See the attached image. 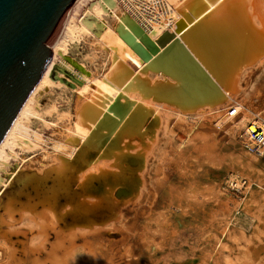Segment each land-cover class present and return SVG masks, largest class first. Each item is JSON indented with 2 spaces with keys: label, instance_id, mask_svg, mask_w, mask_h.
I'll return each mask as SVG.
<instances>
[{
  "label": "rangeland",
  "instance_id": "374dc122",
  "mask_svg": "<svg viewBox=\"0 0 264 264\" xmlns=\"http://www.w3.org/2000/svg\"><path fill=\"white\" fill-rule=\"evenodd\" d=\"M185 1L169 0L176 7ZM259 3L264 12V0ZM218 12L212 21L225 24L229 11ZM103 18L110 32L103 38L83 31L65 38L60 30L54 44L64 41L61 59L73 70L66 68L55 83L33 95V113L23 118L32 147L14 146L1 166L0 264H33L35 259L37 264H264V200L259 197L264 194V159L257 158L252 168L240 161L246 152L241 142L246 126L256 119L264 122V66L255 64L264 56L252 59L233 100L218 112L203 111L211 98L202 90L198 96L205 97L204 103L199 99L196 104L202 113L192 118L145 106L133 92L123 94L128 114L122 122L141 104L142 137H123L115 149L119 152L110 154L107 136L82 139L75 130L83 100L103 103L93 93L99 92V81L110 68L107 42L115 28L111 16ZM173 51L167 64L152 69L168 77L153 81L144 72L142 80L156 87L165 83L162 87L171 90L186 87L179 96L190 99L192 86L201 84L191 82L185 66L174 68L185 55ZM130 65L143 75L136 63ZM72 82L89 87L85 92ZM154 93L158 101L169 98L168 93ZM237 104L241 114L221 127L222 115ZM89 139L97 144L90 149L93 171L80 160L87 159ZM71 145L81 154L75 160L69 156ZM253 196L258 202L250 204ZM44 207L50 211L46 216Z\"/></svg>",
  "mask_w": 264,
  "mask_h": 264
},
{
  "label": "bare ground",
  "instance_id": "6f19581e",
  "mask_svg": "<svg viewBox=\"0 0 264 264\" xmlns=\"http://www.w3.org/2000/svg\"><path fill=\"white\" fill-rule=\"evenodd\" d=\"M259 1L260 0H186L183 5L176 7L171 5L169 0H78L70 10L61 28V31L63 29V37H73L76 32L80 31L93 33L101 38L110 35L108 23H106L103 18L104 15H109L114 19L115 28L113 30V37H109L107 42L110 50V68L101 81H99V92L97 91L98 93L95 95L93 93V96L100 100L102 99L103 103L91 99V102L83 100L79 104L77 110L79 116L75 126L76 134L82 139H85L87 136L89 138L90 135L96 134L101 138L107 136L108 140L111 139V146L108 148L110 149V152L108 151L110 154L118 148L119 142L121 143L124 141H121L123 137L131 135L140 137L142 135V124L145 117V114L140 110L141 104L138 103L136 109L122 122L124 115L128 112L125 111L128 104L124 103V101L123 103L121 102L124 99L122 97L123 94L128 95L130 92L136 94L139 102L145 103V106L166 109L171 113L186 118H192L195 116L194 114L201 115L202 112L200 109H196V104L200 101L199 99L202 100V97H204L198 96L201 90L204 92L203 95L205 94L206 97L209 96L211 98L208 97L210 103L205 101L208 104L202 105L204 112L205 109L211 111V113L212 111L218 112L219 109L226 107L227 103L233 100L234 93L237 91L236 87H238L244 75L252 68L249 63H252L253 58L260 55L264 56V12L260 10L262 6H260ZM220 8H224L230 13V16L227 15V19H222L225 24H216V22L212 21L219 13L218 11ZM222 11L223 10L220 12L221 15ZM163 17H167V21H164ZM232 17L233 22L230 23ZM215 18L217 19V17ZM255 20L258 21L257 24ZM168 21L173 25L172 29H168ZM239 40H242V44L239 43ZM63 43L64 41L60 40L52 46L51 49L54 52V59L33 95L43 85L55 83L66 68L70 69V66L61 59V47ZM172 51L175 53L179 52L182 56L185 55V60L180 58L181 60L177 62L174 68L179 70L177 67L185 66L189 70L191 82H193L192 80H196L195 82L198 81V84H201V88L199 86L197 87L195 83L194 86L190 84L193 90L189 92L191 96L193 94V100L192 98L189 99V95L187 96V94H182V97L179 96V91L183 90L181 87L171 90L170 86V88H168L166 85L164 88L162 86H164L165 83L164 85L160 83L157 87L161 86L162 88L159 87L158 89H154L156 87L154 82L149 83L142 80V78L145 77L144 72L146 74H152L153 81L158 78L168 77L164 72L161 73L159 70H157L158 73H153L152 69L167 64L168 53ZM187 57H189V60ZM130 61H133L140 67V72H143H141L143 77L139 76L132 68ZM257 61H259V59ZM255 64L264 66V57L263 60L261 59L259 63L256 62ZM72 67L71 69L73 70ZM181 69L178 71L179 73ZM225 70H227V72L223 73ZM185 74L188 73L185 72ZM78 75L80 76L81 73ZM185 76L187 77V75ZM190 76L187 78H190ZM77 82L75 84L72 82L74 84L73 87L76 84L79 85L78 88L76 87L77 89L82 86V89L85 91L87 90L85 87H89L87 85L84 87L83 84ZM186 83L187 80L185 81V84ZM212 83L213 85H211ZM172 84H174V82ZM176 84L178 86L179 82L177 81L175 85ZM166 88L169 90V93L165 92L168 91ZM185 88L186 87H184L183 91H185ZM155 91L160 94L159 97L164 96L165 93L167 95L168 93L167 96L169 98L164 99V97H162L163 99H160V101L155 97L153 99L152 95L155 94ZM33 95L27 101L9 135L0 145V169L6 158L12 153L14 146L18 145L24 148L32 147V142L27 133V126L23 123V118L26 117L28 113H33V107L30 105ZM132 97H134V95ZM203 99L205 100V97ZM204 100H202L203 103ZM199 107L200 106H198V108ZM234 107L237 108L241 114L243 110L242 105L237 104ZM134 108L135 107H133V109ZM222 116L223 119L220 121L221 127L234 120L228 113ZM253 122H259V120L256 119ZM101 131L107 133H102L100 135L99 133H101ZM97 143L101 144L99 140ZM87 145L89 148L83 156L87 158L85 161L80 156L81 154L78 153L79 150L76 146H70L72 147V151L69 156L72 160L80 156V160L82 161L81 164H89L88 167H91L90 171H93L95 167L93 165L94 162H90L89 160L92 156L90 149L97 147V144L89 139L87 140ZM80 150L82 151V149ZM105 151L106 150L102 148V155ZM115 151V153L119 152L118 150ZM246 152L240 157V161L242 164H246L252 168V165L258 161V157L250 154L248 151ZM30 179L31 178H29L27 182H30ZM67 183H69V180ZM39 184L40 182L37 183V186ZM42 191L41 194L45 193ZM259 197L264 200V194ZM56 198L57 196L55 195L52 197L54 201H56ZM44 199L45 198H43V200ZM52 199L49 200L51 201ZM256 201L257 197L253 196L250 204H254ZM49 212L48 209H45L43 214H48ZM47 214H45V216ZM52 217L54 216L52 215ZM37 261V259H35V261L33 260V264H37Z\"/></svg>",
  "mask_w": 264,
  "mask_h": 264
},
{
  "label": "water",
  "instance_id": "95a60500",
  "mask_svg": "<svg viewBox=\"0 0 264 264\" xmlns=\"http://www.w3.org/2000/svg\"><path fill=\"white\" fill-rule=\"evenodd\" d=\"M77 1L0 0V145L48 71Z\"/></svg>",
  "mask_w": 264,
  "mask_h": 264
},
{
  "label": "built area",
  "instance_id": "2783aa9c",
  "mask_svg": "<svg viewBox=\"0 0 264 264\" xmlns=\"http://www.w3.org/2000/svg\"><path fill=\"white\" fill-rule=\"evenodd\" d=\"M163 19L167 21V17H163ZM172 28L173 25L168 21V29ZM228 115L236 118L240 115V112L232 106L228 109ZM241 142L246 151L264 159V122L249 123L241 135Z\"/></svg>",
  "mask_w": 264,
  "mask_h": 264
}]
</instances>
